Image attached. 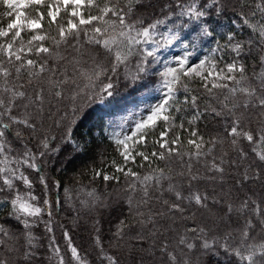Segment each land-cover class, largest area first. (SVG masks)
<instances>
[{"label": "snow or ice", "instance_id": "obj_1", "mask_svg": "<svg viewBox=\"0 0 264 264\" xmlns=\"http://www.w3.org/2000/svg\"><path fill=\"white\" fill-rule=\"evenodd\" d=\"M0 6L6 9L0 18V194H5L0 196V206H4L10 220L15 221L12 225L0 223V264H9V258L16 253H21L25 261L35 254L36 237L31 229L36 223L34 218L46 210L32 203L38 197L31 194L32 182L25 174L27 169L40 171L36 163L37 156L27 146L23 152L13 155L9 140L13 134L17 139L22 138L24 133L17 126L37 131V122L27 110L31 107L35 109L36 116H42L46 102L49 105L53 102L63 104L64 112L55 126L63 130L68 143L78 148L73 131L83 109L97 99L102 102L112 97L121 76L129 82L142 79L160 48L177 42L187 50L190 46L197 48L204 41H215L220 47L214 51H229L233 55L226 63H222L223 57L216 60L215 56L196 62L190 60L194 52L187 51L183 58H178V67H167L161 72L159 75L166 89L164 99L146 119L135 125L134 131L114 140L119 160H111V167L115 172L131 178L130 187L135 188L137 183L141 185L144 196L148 197L149 184L154 187L161 185L162 181L170 178L171 169L157 167L153 170L154 174L140 176L128 167L129 163L145 166L144 163H138L136 157L149 164L154 159L169 162L179 158L183 162L186 155L189 160L195 158L198 161L202 155H210L218 144L227 143L241 160H251L239 182L253 181L264 185V55L259 58V70H254L250 78L243 57L252 40H238L235 28L221 37L225 41L222 45L216 40V30L208 18L223 14L224 0H175L174 6L161 5L162 9H170L164 13V19L153 17L147 24L142 15H137L135 19L133 16L156 7L148 0H0ZM233 9L237 19L232 23L236 27L249 29L250 34L256 36L264 47V0H235ZM173 13L177 17H188L197 22L196 26L183 35L179 30L180 25L176 26V30L169 27L166 32L159 33L158 29L172 19ZM183 27L187 28L188 25L185 23ZM53 28L55 35H52ZM81 35L86 38L84 43L90 45L91 50L77 49L81 58L73 63V72L69 75L65 67L64 72L59 73L58 69L49 65L48 60L53 57L57 61L65 59L55 49L73 40L79 42ZM157 35L160 36L159 40L155 39ZM47 40L54 42V49L44 43ZM145 45L154 47L149 49ZM85 56L88 59L81 63ZM24 76L27 77V84L17 83ZM193 83L198 84L210 100H216L220 105L217 109L209 103L206 111L218 117L230 118L231 122L224 129L223 137L205 141L197 130L186 128L182 121L178 122L175 113L183 111L185 106L193 109L198 107L201 97L190 88L189 85ZM28 87L32 89L31 95L25 91ZM178 92L185 94L183 101L177 98ZM21 107L24 113L18 112ZM252 109L259 112L255 125L248 115ZM201 115L203 113L199 111L194 112L187 124L194 125ZM183 131L189 133L186 144L191 151L188 153L181 151L185 144L181 135ZM149 142L152 148H149ZM41 143L47 150V138ZM206 144L210 147H206ZM39 155L43 156L44 152ZM223 163V159L220 164L213 161L210 170L219 176H213L212 179L223 178ZM179 175L185 177V172ZM96 177L103 181L119 179L102 170L93 173V178ZM186 178L189 194L185 196L174 184H169L167 191L174 199L171 203L163 201L166 211L159 215L179 213L182 219H190L195 217L196 211L208 210L209 196L192 191L193 182L199 181L201 177L192 171L190 163L187 165ZM18 183L29 189L27 195L19 191ZM40 183H45L42 176ZM184 201H187V209ZM43 203L48 205L47 200ZM191 209H195L192 216H185L184 213ZM249 209L251 215H248ZM233 213L237 214V219L244 217L238 238H234L230 232L221 238L210 237L208 233L211 228L199 224L188 226L184 234H178L174 247L170 248L168 243L160 246L166 264H189L185 257L193 249H200L205 255H218L222 249L229 258H234L233 264H264V240L255 242L253 236L257 227L264 231V199L257 201L247 197L239 207L229 203L223 216L217 219L226 222ZM148 222H152L151 217ZM45 229L52 231L50 224H45ZM187 233L195 235L189 238ZM64 236L71 260L76 264H88L77 247L73 246L69 234L65 232ZM197 240L199 244L194 242ZM95 243L100 249L102 260L107 261V264H118L114 256L104 252L99 237H96ZM54 245L53 239L51 248L57 264H65L61 249Z\"/></svg>", "mask_w": 264, "mask_h": 264}, {"label": "trees", "instance_id": "obj_2", "mask_svg": "<svg viewBox=\"0 0 264 264\" xmlns=\"http://www.w3.org/2000/svg\"><path fill=\"white\" fill-rule=\"evenodd\" d=\"M148 2L155 4L156 7L148 9L146 12L136 13L133 19L137 15H142L145 24L151 22L153 17L164 19V13L170 9H162L161 5L172 4L174 6L175 0H148ZM234 4L235 0H224L223 14L208 19L212 27L215 28L216 40H219L221 45L225 43L221 37L228 34L229 30L233 28L236 30L238 40L243 42L252 40L251 46L246 47L243 57L251 78L253 71L259 70L258 61L260 56L264 55V47L258 42L256 36L250 34L249 29L236 27L232 23L237 19L234 15ZM4 11L6 9L0 6V18ZM185 23L188 25L187 28L183 27ZM196 24L197 22L189 20L188 17H177L173 13L172 19L161 26L158 32L164 33L169 27L176 30V26L180 25L179 30L183 35ZM52 35H55V28L52 29ZM85 39L81 35L79 42L73 40L71 43L55 49L59 56L65 59L57 61L55 57L50 58L49 65L58 69L59 73L64 72L66 67L70 75L73 72V63L76 59L81 58L80 51L77 49L91 50V46L84 43ZM155 39L159 40L160 36L157 35ZM44 43L50 48H55L54 42L51 40ZM144 47L151 49L154 45H145ZM219 47L220 45L215 41H204L195 49L190 46L186 50L180 46L179 42L166 48H160L156 53L155 61L147 67V74L142 75V79L129 82L121 76L112 97H107L102 102L97 99L83 109L77 117L78 123L73 131V139L75 144L79 145L78 148L68 143L64 139L63 130L55 126V122L64 112L63 104L58 105L53 102L49 105L46 102L42 116H36L35 109L31 107L27 110L32 113L37 122V131L32 132L23 129L22 126H17L21 127L24 133L22 138L17 139L13 134L9 136V140L12 143L13 155L23 152L27 146L37 156L36 163L40 171L27 169L25 174L32 182L31 194L38 197L32 203L46 210L39 217L34 218L36 223L31 229L32 234L36 237V247L33 249L35 254L27 261L22 258L21 253L13 254L9 258V264H57V258L53 255L51 248L53 239L54 246L61 249L65 264H76L71 260V253L64 236L65 232L69 234L73 246L77 247L80 255L88 261V264H107V261L101 259L100 249L95 243L96 237H99L104 252L114 256L118 264H166L160 252V246L163 243H168L170 248L174 247L178 234H184L188 226L199 224L211 228L208 233L210 237L221 238L225 233L230 232L234 238H238V230L244 223V217L237 219V214L233 213L231 219L226 222L218 220L217 217L223 216L229 203L239 207L247 197L257 201L264 199V185H261L260 182L248 181L243 184L239 182L241 174L251 163L250 159L241 160L227 143L218 144L210 155H202L198 161L195 158L189 160L186 155L183 157V162L179 158L169 162L154 159L149 164V162H141L140 158L136 157L138 163H144L145 166L139 167L138 164L129 163L128 167L140 176L154 174L153 170L157 167L171 169L170 178L162 181L161 185L154 187L149 184V195L145 197L141 185L137 183L135 188L130 187L131 178L115 172V169L111 167L110 161L119 160V154L115 150L114 141L105 134V120L109 115L118 109L128 108L138 103L141 96L156 92L159 87L163 86L159 74L167 68L171 49L182 48L186 50V53L192 51L194 56L190 59H193L202 52L209 54L210 51ZM232 55L229 51H216L209 58L215 56L216 60H220L223 57L222 63H226L230 61ZM86 59H88L87 56L83 57L81 63ZM56 78L59 79V75ZM17 83L27 84V77H22ZM189 86L194 90V94L200 95L201 99L198 101L196 109L185 106L183 111L175 113L178 122L182 121L186 128L197 130L205 141L214 137H223L224 129L231 122L230 118L218 117L210 111H206L209 103L217 109L220 105L216 100H210L198 84L193 83ZM25 91L31 95L32 89L28 87ZM184 96L183 92L177 93V98L180 101H183ZM219 99L222 100L223 97L220 96ZM24 111L22 107L18 109L19 113H24ZM196 111L203 115L195 121L194 125H188L187 121ZM248 115L255 125V121L259 119V112L252 109ZM181 135L185 139L181 151L188 153L191 151L186 144L189 133L183 131ZM45 138L48 140L47 150L41 143ZM206 147H210V145L206 144ZM149 148H152L150 142ZM41 152H44L43 156L39 155ZM221 159L224 161L221 166L225 168L223 178L212 179L213 176H219V174L211 171L210 166L213 161L220 164ZM189 163L192 166V171L201 177L199 181L193 182L192 191L209 196L208 210L196 211L195 217L190 219H182L179 213L171 216L159 215L166 211L163 201L168 200L171 203L174 199L167 191L169 184H174L185 196L189 194V182L186 178ZM101 170L106 174L116 175L119 179L103 181L100 177L93 178V173ZM182 171L185 172V177L179 175ZM41 176L44 178V184L40 183ZM18 189L22 194L29 193V189L23 184L18 183ZM3 195L5 194H0V196ZM145 199H147V203H145ZM44 200L48 201V205L43 203ZM183 204L187 209V201H184ZM193 211L195 209L187 210L184 215L191 217ZM248 215H251L250 209ZM149 217L152 218V222H148ZM0 223L15 224V221H11L8 217L7 209L4 206H0ZM45 224L51 225V232L46 231ZM187 235L191 238L195 234L187 233ZM253 236H255V242L264 240V231L257 227ZM194 242L199 244L198 240ZM22 251L23 249H21ZM185 258L189 260V264H233L234 261V258H229L222 249L219 250L218 255H205L202 250L193 249L191 252H187Z\"/></svg>", "mask_w": 264, "mask_h": 264}, {"label": "rangeland", "instance_id": "obj_3", "mask_svg": "<svg viewBox=\"0 0 264 264\" xmlns=\"http://www.w3.org/2000/svg\"><path fill=\"white\" fill-rule=\"evenodd\" d=\"M169 53L170 59L167 67H178L177 60L186 55V50L173 48ZM215 53L216 51H210L209 54L202 52L197 58L190 60L198 62V59L209 57ZM165 93L166 89L161 86L156 92L141 96L138 103L128 108L118 109L112 115H109L105 120L106 136L114 141L116 138H123L124 135L130 134L134 131L135 125L141 120L146 119L154 107L164 99Z\"/></svg>", "mask_w": 264, "mask_h": 264}]
</instances>
